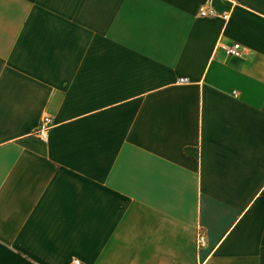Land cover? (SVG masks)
<instances>
[{
  "label": "crops",
  "instance_id": "1",
  "mask_svg": "<svg viewBox=\"0 0 264 264\" xmlns=\"http://www.w3.org/2000/svg\"><path fill=\"white\" fill-rule=\"evenodd\" d=\"M74 260L264 264V0H0V264Z\"/></svg>",
  "mask_w": 264,
  "mask_h": 264
},
{
  "label": "built area",
  "instance_id": "2",
  "mask_svg": "<svg viewBox=\"0 0 264 264\" xmlns=\"http://www.w3.org/2000/svg\"><path fill=\"white\" fill-rule=\"evenodd\" d=\"M198 15L201 18L205 19H214V18H222L224 21H227L229 19V14H219L210 4L209 2L201 5L198 10ZM225 53L227 56L233 57V58H242L244 55V51L242 46L239 43H234L230 46L224 47ZM183 81V79L181 80ZM50 123V119L48 117H45L43 119V126L41 127L39 131V136L42 139H46L47 137V131H48V125ZM195 244L197 250L203 249L207 245V238L205 231L202 228H199L196 232V239ZM73 264H80L79 260H74Z\"/></svg>",
  "mask_w": 264,
  "mask_h": 264
}]
</instances>
